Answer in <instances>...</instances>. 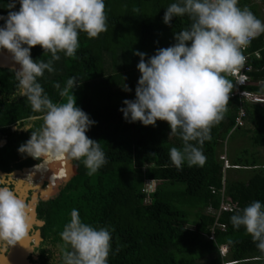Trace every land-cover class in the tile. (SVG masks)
I'll use <instances>...</instances> for the list:
<instances>
[{"label":"trees","instance_id":"16d2710c","mask_svg":"<svg viewBox=\"0 0 264 264\" xmlns=\"http://www.w3.org/2000/svg\"><path fill=\"white\" fill-rule=\"evenodd\" d=\"M104 2L108 30L92 39L80 33L75 57L58 53L60 59L53 62L54 71L46 70L38 82L54 103H63L66 98L60 96V91L69 78H77L79 86L73 90L76 105L95 121L86 135L100 142L107 163L89 176L83 161L74 160L78 174L57 197L51 195L55 199L41 202L38 212L39 219L45 222L44 242L37 252L39 260H31L32 264H52L56 257L53 250L59 249L61 243L59 233L70 221L72 209L78 210L83 223L94 228L106 227L111 232L108 264H264V253L251 236L243 227L237 230L230 222L231 216L254 201L264 205V162L254 154L249 158L245 152L244 158L232 161L234 168L225 169L217 151L221 140L231 131L242 130L253 134L256 148L264 147V102L242 104L247 112L245 125H250L247 130L244 125H236L241 101L230 96L224 119L211 129V140L202 146L205 164L189 167L185 162L178 170L170 160L169 150L182 149L179 134H170L169 125L162 121L147 127L140 122L130 123L119 109L125 107L124 100L135 99L140 58L133 53H146L147 60L158 49L174 45V33L189 27L191 21L185 16L173 18L170 26L164 24L165 10L177 0ZM6 4L7 0H0V16H7ZM238 6L249 8L263 22L254 1L239 0ZM132 36L137 41L134 48L130 47ZM249 52L253 54L251 77L257 84L248 89L264 95V34L252 41ZM256 52L259 57L254 55ZM31 56L34 61L51 59L39 46L31 49ZM15 73L0 69V136L8 141L5 148H0V170L7 172L38 162L18 151L31 133L10 130L17 122L23 125L31 116L38 115L32 112L26 98L10 99L17 91ZM57 83L60 89L54 87ZM125 85L130 91H125ZM41 123L36 121L34 127ZM22 157H28V161L21 162ZM42 159L45 160L40 165L48 174L53 166L56 168L51 181L65 175L60 168L68 159ZM33 169L35 174L27 173L41 187L46 176L40 168ZM231 172L237 177H230ZM246 172L247 180L242 178ZM153 179L156 187L149 191L145 183ZM61 181L57 179L55 183ZM223 203L231 204L235 210L221 212L217 217ZM217 222L225 228L217 227L210 239ZM222 245L229 248L226 257L221 255ZM59 252L60 249L53 264H58Z\"/></svg>","mask_w":264,"mask_h":264},{"label":"clouds","instance_id":"9594fccd","mask_svg":"<svg viewBox=\"0 0 264 264\" xmlns=\"http://www.w3.org/2000/svg\"><path fill=\"white\" fill-rule=\"evenodd\" d=\"M238 5L239 0H177L165 10L163 22L170 26L173 18L187 16L190 26L174 33V45L158 49L147 60L146 53H133L140 58L135 99L124 100L125 107L119 110L130 123L140 122L147 127L162 121L169 125L170 134H179L182 149L169 150L170 160L178 170L185 162L189 167L205 164L202 146L211 140V129L224 119L234 87L227 76L238 72L245 63L242 49L264 34V22L249 8ZM6 9L7 16H0V51L8 52L20 65L15 73L17 91L10 99L26 98L32 112L38 114L22 127L16 123L17 130L31 133L19 153L36 160H82L87 175L92 176L107 161L100 142L86 135L95 121L76 105L73 90L79 86L77 78H69L60 91V96L66 98L63 103H54L38 78L46 70L54 71L53 62L60 59L58 53L75 57L80 33L92 39L108 30L104 0H7ZM37 46L51 59L34 61L31 49ZM54 87L60 89L58 83ZM124 89L130 91L127 85ZM36 121H42L38 128L34 127ZM10 176L14 175L0 177L3 254L28 238L33 213L31 204L4 179ZM145 184L155 190V179ZM230 222L237 230L243 227L264 253V205L260 201L231 216ZM59 235L58 264H108L111 232L106 227L83 223L78 210H71L70 221ZM220 250L223 257L228 255L227 245Z\"/></svg>","mask_w":264,"mask_h":264},{"label":"water","instance_id":"95a60500","mask_svg":"<svg viewBox=\"0 0 264 264\" xmlns=\"http://www.w3.org/2000/svg\"><path fill=\"white\" fill-rule=\"evenodd\" d=\"M19 68L20 65L14 62L12 56L8 52L0 51V69H8L16 72V70H19ZM69 163L71 166V171L68 177L62 180L58 185L54 186L53 189L48 193L49 196L43 195L42 193V201L55 199L60 194L62 188L78 174V166L73 165L72 160H69ZM27 171L28 169L24 168L23 170H18L12 173V175H22ZM0 175L6 176V174H4L1 170ZM18 194L22 197L21 193ZM53 194H56V197H52L51 195ZM26 197L27 196L24 195L22 198L26 199ZM38 201V196L34 194L32 200L29 202L33 207V213L31 216V228L28 238L23 242V244H17L15 247L11 248L7 254L0 253V264H32L30 258H33L34 260L38 259L34 252L43 241V238L41 237V228L45 226V222L39 220L37 216L36 204Z\"/></svg>","mask_w":264,"mask_h":264},{"label":"rangeland","instance_id":"374dc122","mask_svg":"<svg viewBox=\"0 0 264 264\" xmlns=\"http://www.w3.org/2000/svg\"><path fill=\"white\" fill-rule=\"evenodd\" d=\"M254 1L256 4L259 5L258 7V10L259 12L261 13L262 15V19H263V22H264V0H252ZM118 35H120V33H118ZM131 38L132 41L130 42V47L134 48L135 44L137 43V41L134 39V36H132ZM250 127V125H244V128L248 130V128ZM244 130L242 131H237V132H233L231 131L228 136L225 138V139H222L221 140V143H220V146L217 147V151H218V155H219V159H223V164H224V167L225 166H231L233 163L232 161L236 158V157H240V158H244L243 155H245L246 153H248L249 155V158H252L251 155H256L257 157H259L261 159L262 162H264V147L263 148H256L253 143H252V137H253V134L252 133H243ZM246 152V153H245ZM243 154V155H242ZM223 157V158H222ZM227 159V163L225 162V159ZM246 158V157H245ZM222 161V160H221ZM68 163H69V160H67L66 164L61 167L60 169V172L62 174L65 173V175L67 174V170H68ZM232 171V170H231ZM249 172H246L242 178L246 179L249 178V175H248ZM26 175L29 174V173H25ZM26 175L24 176H20V175H17L19 177H13V179L15 180V183H18L20 181H24L25 183L28 182L30 183L31 180L29 181L28 180V177H26ZM231 175L236 178L237 177V174H235L234 172H231L230 174V177ZM16 176V175H14ZM37 176V175H36ZM57 180V179H56ZM56 180H54L53 182H55ZM34 182V181H32ZM31 182V183H32ZM47 182V181H46ZM53 182L51 183L52 185L49 186V189H53L54 186H56L57 184ZM19 186V185H18ZM40 187V186H39ZM41 188V187H40ZM48 189V190H49ZM47 191V190H45ZM18 193H21L20 190L17 191ZM36 195V194H35ZM38 195V193H37ZM27 198V197H26ZM229 212V211H227ZM208 213H210V210H208ZM58 250L57 248H54L53 250V254L54 256H58ZM224 252V251H223ZM225 253V252H224ZM37 256V254H35Z\"/></svg>","mask_w":264,"mask_h":264},{"label":"built area","instance_id":"2783aa9c","mask_svg":"<svg viewBox=\"0 0 264 264\" xmlns=\"http://www.w3.org/2000/svg\"><path fill=\"white\" fill-rule=\"evenodd\" d=\"M260 36V35H259ZM258 37V36H257ZM256 37V38H257ZM255 39V38H254ZM252 39V41L254 40ZM251 41V43H252ZM251 43L244 49H242L243 55L245 56V63L243 66L239 69L238 72L233 74H228L227 78L232 81L234 87L233 91L231 93V97H237L241 101V107L238 112V117L236 119V125L243 126L245 125V117H246V110L244 106L242 105L245 102H248L250 104H261L264 102V95L255 93L253 91H250L247 87L256 85L251 77V73L253 72V66L250 64L252 53L249 52ZM256 57H259V52L254 53ZM262 86V85H261ZM225 159V158H224ZM225 162L227 163L226 159ZM230 166H226V168H229ZM149 189V186H148ZM149 191H153V187L149 189ZM235 207H233L229 203H223L221 205L220 211L218 212L217 216L219 217L221 212L226 211H233ZM225 228L224 225H220L218 222L214 225L211 231L210 239L214 238L215 229L217 227ZM225 252V253H224ZM223 254H226V250L224 249ZM230 264V263H229Z\"/></svg>","mask_w":264,"mask_h":264},{"label":"flooded vegetation","instance_id":"af4514ba","mask_svg":"<svg viewBox=\"0 0 264 264\" xmlns=\"http://www.w3.org/2000/svg\"><path fill=\"white\" fill-rule=\"evenodd\" d=\"M21 127L23 126V125H20ZM10 130H11V132L13 133V132H16V131H19V132H23V131H21V130H17L16 129V125H12V126H10ZM7 144H8V141L6 140V139H3L1 136H0V148H5L6 146H7ZM45 160V159H44ZM42 158L40 159V160H38V162L37 163H35L34 165H30V166H26V167H22L21 169H14V170H12L11 172H7V171H3V170H1L4 174H6V175H8V174H12V173H14V172H16V171H18V170H23L24 168H27L28 169V171L30 170V169H32V168H34V167H36V166H38V165H40L41 163H42V161H44ZM21 162H24V161H28V157H22V159L20 160ZM17 163V162H16ZM72 163H73V165H76L75 163H74V160H72ZM15 164V163H14ZM55 169V166H53L52 167V172L50 173V175L53 173V170ZM27 173V172H26ZM24 175H26L25 173H23L22 175H20V176H24ZM0 177H2V175H0ZM13 177H19V176H10V177H5L4 179L6 180V182L10 185V186H13L14 187V189L17 191V189H18V185H20V184H22L21 182L22 181H20V182H18V183H15V180L13 179ZM25 177V176H24ZM26 177H28V180L30 181L31 180V182L32 181H34L33 179H31V175L30 174H27L26 175ZM48 179H50V176H49V178ZM47 179V180H48ZM47 180H45L44 182H43V184L41 185V188L40 189H37V186H38V184H39V182L38 181H36V178H35V181L34 182H30V189L27 191V198H26V200L28 201V202H30L31 200H32V198H33V195L34 194H36V192L38 193V199H39V201H38V203L36 204L37 205V216H38V219H39V212H38V209H39V207H40V204H41V202H48V201H42L41 200V195H42V193H41V191L42 190H47L48 189V185L47 184H49V183H52V182H49V181H47ZM47 181V182H46ZM27 183V182H26ZM55 182H53V184H54ZM50 185H52V184H49V186ZM39 188V187H38ZM20 190V192H21V190L22 189H19ZM39 190H41L40 192H39ZM18 193V192H17ZM40 220V219H39ZM43 234H42V228H41V237L43 238V236H42ZM44 242V239H43V241L40 243V246L38 247V248H36L35 249V252H34V254H37V257H38V259L37 260H34L33 258H30V261L31 260H33V261H38L39 260V253H37L38 252V249L41 247V245H42V243Z\"/></svg>","mask_w":264,"mask_h":264},{"label":"bare ground","instance_id":"6f19581e","mask_svg":"<svg viewBox=\"0 0 264 264\" xmlns=\"http://www.w3.org/2000/svg\"><path fill=\"white\" fill-rule=\"evenodd\" d=\"M44 161H42V163H43ZM36 167H38V168H40L43 172H44V174H45V176H46V180L49 178V176H51L50 175V173L52 172V168H51V172L48 174L45 170H44V168H43V166H41V165H38V166H36ZM29 171H32L34 174H35V171H34V169L32 168V169H30ZM70 171H71V166H70V163H68V170H67V174L66 175H63V176H61V177H57L56 179H61V180H64L66 177H68V175L70 174ZM26 173V172H25ZM34 178V177H33ZM32 178V176H31V179H33ZM35 179V178H34ZM33 179V180H34ZM56 179H54V180H56ZM47 181H49V182H53V181H51V178L50 179H48ZM22 184H20L19 186H18V189H17V191H19V189H22L21 190V195H22V197L25 195H27L26 193H27V191L30 189V183H25L24 181L23 182H21ZM45 183V182H44ZM37 189H40V188H38L37 187ZM41 190H39V192H40ZM51 191V189H49V190H47V191H45V190H42L41 191V193H43V195H46V196H49V192ZM36 195H37V192H36ZM38 196V195H37ZM33 208V207H32Z\"/></svg>","mask_w":264,"mask_h":264}]
</instances>
